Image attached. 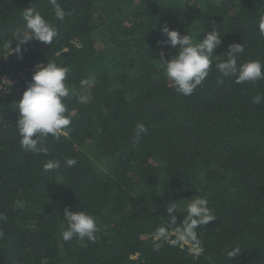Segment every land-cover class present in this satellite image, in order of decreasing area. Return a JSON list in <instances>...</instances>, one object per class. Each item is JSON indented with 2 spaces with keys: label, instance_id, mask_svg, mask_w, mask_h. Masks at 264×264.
<instances>
[{
  "label": "trees",
  "instance_id": "trees-1",
  "mask_svg": "<svg viewBox=\"0 0 264 264\" xmlns=\"http://www.w3.org/2000/svg\"><path fill=\"white\" fill-rule=\"evenodd\" d=\"M57 3L63 20L51 0H0V77L15 82L4 94L0 80V264H264V101L252 102L264 80L236 84L216 70L232 44L245 49L239 64L264 63V0ZM30 7L56 27L50 45L17 41ZM165 24L197 42L212 27L221 36L208 77L187 97L160 63L179 49L160 43ZM47 61L69 70L71 125L34 155L20 147L14 104ZM138 122L148 131L136 143ZM49 160L61 167L45 171ZM196 198L216 221L193 238L178 204ZM65 208L95 218L94 243L61 239Z\"/></svg>",
  "mask_w": 264,
  "mask_h": 264
},
{
  "label": "clouds",
  "instance_id": "clouds-1",
  "mask_svg": "<svg viewBox=\"0 0 264 264\" xmlns=\"http://www.w3.org/2000/svg\"><path fill=\"white\" fill-rule=\"evenodd\" d=\"M54 5V14L58 20H63L68 13L57 3L51 0ZM25 29L28 33L23 38L18 39L19 44H26L30 39H35L46 45H50L54 38L58 36L55 26L49 23L34 7L23 11ZM165 40L160 43L163 46L175 48L179 45L176 55L166 62L163 61L161 53V64L167 80L172 84L175 91L182 96H190L198 86H201L209 74L212 67V57L215 50L221 44V36L215 27L210 32L205 33V38L197 42L191 35L181 36L175 30H169L165 24L160 29ZM17 45L15 53L21 55V48ZM245 49L241 43L229 46L226 54L227 58L216 65V70L222 77L234 78V83L244 84L264 80V63L260 60L248 61L239 64V57L243 55ZM69 70L67 67H60L54 62H48L46 66H37V70L31 77L26 90L23 92L18 103H15L16 130L20 137L19 143L23 151L34 155L47 154L48 148L45 141L51 139L58 140L60 134H67L71 125V120L65 115L67 105L65 98L69 97L70 90L66 84ZM88 80H82L81 85L87 86ZM3 85L0 84V89ZM264 101V95H257L253 103L260 104ZM148 128L143 122H138L134 128V141L139 143ZM77 164L75 159H67L66 166L74 167ZM59 161L49 160L44 165L45 171L59 169ZM186 228L195 238V229L201 225H208L216 221V217L208 207V202L204 198L193 199L187 205ZM167 212L172 220L176 212L175 202L167 207ZM5 219L0 215V220ZM63 219L66 227L61 233V239L69 242L73 238L89 242L96 241V233L99 231L95 218L86 212H72L65 208ZM164 230L161 229V235ZM0 235H3L0 233ZM202 251V248L200 249ZM240 253L239 248H235L228 253L233 259Z\"/></svg>",
  "mask_w": 264,
  "mask_h": 264
},
{
  "label": "built area",
  "instance_id": "built-area-1",
  "mask_svg": "<svg viewBox=\"0 0 264 264\" xmlns=\"http://www.w3.org/2000/svg\"><path fill=\"white\" fill-rule=\"evenodd\" d=\"M0 80L3 82V84H4V86H5V84H7L5 87H4V89L5 88H7L8 89V86L10 87H12L13 85H14V81H11V80H9L8 78H6V77H0ZM5 93H6V91H4ZM10 91H8L6 94H8ZM183 244L185 245V246H188V247H190L191 248V250H190V252L191 253H195L196 254V250H195V248L193 247V246H191L190 244H188L185 240H183Z\"/></svg>",
  "mask_w": 264,
  "mask_h": 264
},
{
  "label": "rangeland",
  "instance_id": "rangeland-1",
  "mask_svg": "<svg viewBox=\"0 0 264 264\" xmlns=\"http://www.w3.org/2000/svg\"><path fill=\"white\" fill-rule=\"evenodd\" d=\"M99 35H100V34H97V35L95 36V39H96L98 42H100ZM6 85H7V84H5V86H6ZM10 88H11V86H10V87L8 86V89L5 88V89L3 90V93L6 94L8 91H10ZM4 91H6V93H5ZM188 204H189V203H188L187 201H181V202H179V204H178V209H179L180 211H184L185 209H187V205H188Z\"/></svg>",
  "mask_w": 264,
  "mask_h": 264
}]
</instances>
